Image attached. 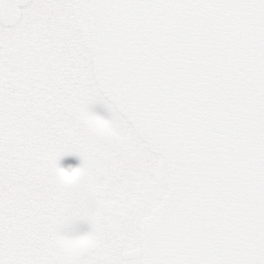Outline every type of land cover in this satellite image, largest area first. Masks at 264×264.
Masks as SVG:
<instances>
[{"label":"snow or ice","instance_id":"snow-or-ice-1","mask_svg":"<svg viewBox=\"0 0 264 264\" xmlns=\"http://www.w3.org/2000/svg\"><path fill=\"white\" fill-rule=\"evenodd\" d=\"M0 264H264V0H0Z\"/></svg>","mask_w":264,"mask_h":264},{"label":"flooded vegetation","instance_id":"flooded-vegetation-1","mask_svg":"<svg viewBox=\"0 0 264 264\" xmlns=\"http://www.w3.org/2000/svg\"><path fill=\"white\" fill-rule=\"evenodd\" d=\"M79 154L78 153H75V152H68L67 154H63L61 155L60 159H59V163L61 166H68V165H78L79 162L76 160L78 159L79 160ZM74 157V159H73ZM70 158L73 159L72 161H70ZM76 173H73V176L75 175Z\"/></svg>","mask_w":264,"mask_h":264},{"label":"rangeland","instance_id":"rangeland-1","mask_svg":"<svg viewBox=\"0 0 264 264\" xmlns=\"http://www.w3.org/2000/svg\"><path fill=\"white\" fill-rule=\"evenodd\" d=\"M94 108L97 110V111H100V112H102V113H107V109H106V107L104 106V105H102V104H96V105H94ZM65 154H67V153H65ZM64 154V155H65ZM73 159H74V157H73ZM73 159H71L70 158V161H72ZM81 162V158H79V160L77 159L76 160V162ZM83 227L84 228H87V227H89V225L88 224H84L83 225Z\"/></svg>","mask_w":264,"mask_h":264},{"label":"clouds","instance_id":"clouds-1","mask_svg":"<svg viewBox=\"0 0 264 264\" xmlns=\"http://www.w3.org/2000/svg\"><path fill=\"white\" fill-rule=\"evenodd\" d=\"M73 173H74V172H73ZM73 173H72V174H73Z\"/></svg>","mask_w":264,"mask_h":264}]
</instances>
